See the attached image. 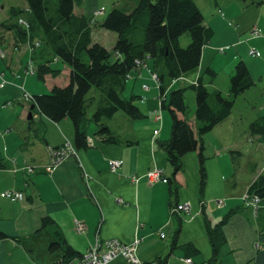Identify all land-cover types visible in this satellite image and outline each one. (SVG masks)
<instances>
[{
	"label": "crops",
	"instance_id": "obj_1",
	"mask_svg": "<svg viewBox=\"0 0 264 264\" xmlns=\"http://www.w3.org/2000/svg\"><path fill=\"white\" fill-rule=\"evenodd\" d=\"M137 1L131 0L124 9L131 11ZM193 1L203 16L205 26L214 34L220 33V38L203 49L199 69L187 78L195 80L210 69L215 78H204L207 90L227 95L234 66L242 61L254 86L241 96L253 94L264 74V0H200L202 6ZM20 5L17 0H0V50L5 54V58L0 59V77L6 83L0 89V128L6 129L0 137V231L8 236V239L0 241V264H63L62 250L49 252L55 229L75 255L84 253L96 240L118 239L131 244L138 239L137 257L144 264H158L164 259L165 264H182L181 259H190L193 264H206L212 251L204 216L214 225L236 208L240 210L223 230L226 244L220 252V264L225 260L226 264H264V233L255 222L257 218L253 210L243 207L246 191L259 167L264 165V139L259 135L245 137L235 132L241 122V114L236 110L237 101L231 115L203 138L206 171L203 207L199 198L198 155L193 152L182 159L183 171L174 178L179 186L176 201L188 203L190 214L183 216L174 247L176 220L170 213L173 200L169 192L171 168L158 144L168 140L171 125L169 113H163L161 108V99L168 101L171 91L180 89L175 86L182 82L169 84L161 98L149 65L135 70L129 75L124 92L127 90L128 98L137 97L135 105L144 118L132 121L125 115L116 114L108 121L106 126L118 138V144L105 143L95 135L96 132L91 136L88 124L87 139L93 146L76 150V157L68 158L50 173L46 172L49 148H58L65 143L75 148L74 128L68 119L53 123L33 114L32 121L29 120L31 106L23 96L24 93L30 96L47 94L54 85H62L68 69L53 60L51 68L61 70V75L55 79L51 76H45L44 80L36 78V67L42 62L38 60L39 51L33 54L23 42L21 33L13 28L24 14L13 18L12 12L27 11L26 2ZM99 10L103 11V15L96 19L100 22L106 10L100 6L99 0H82L81 4L74 6L73 12L76 16L91 18ZM100 17L103 18L98 20ZM255 28L263 34L262 38L249 36ZM116 39L115 34L101 29L92 33L93 42L108 51L113 49ZM104 41H109L108 47ZM216 48H220L218 52L229 53L226 54L229 69L222 81H219L214 67L218 58ZM251 50L257 55L251 56ZM29 66L33 67V74L28 73ZM7 101L11 106L3 108ZM243 101L252 112L248 118L250 127L254 121L264 117V101L258 110L252 109L254 97ZM191 103L187 119L193 124V97ZM156 114L161 116L160 125L154 121ZM158 128V135L153 137L154 130ZM111 160L122 161V167L116 174L109 172ZM25 165L34 168L31 175H25L21 170L12 171L13 167L21 169ZM155 168L162 170L167 184H148L144 175ZM132 177L139 180L133 183ZM6 191H20L25 199L11 203L1 196ZM45 217L54 224L41 229V220ZM77 221L85 226L83 234L76 232ZM185 244H192L198 255L185 256L179 248ZM110 264L127 263L118 258Z\"/></svg>",
	"mask_w": 264,
	"mask_h": 264
},
{
	"label": "trees",
	"instance_id": "obj_2",
	"mask_svg": "<svg viewBox=\"0 0 264 264\" xmlns=\"http://www.w3.org/2000/svg\"><path fill=\"white\" fill-rule=\"evenodd\" d=\"M246 1V0H241ZM27 11L14 10L12 17L23 15L30 26L26 33L17 24L13 25L21 33L23 42L33 47L40 42L36 78L45 76L59 77L61 70L52 69L51 63L57 60L68 69L62 85H54L47 94L34 95L31 98V121L33 114H38L53 123L68 119L74 128L75 150L89 148L87 126L92 122L97 128L95 133L108 144H118V138L108 129L106 123L116 114H123L132 121L144 118L135 105L137 97L124 98L129 75L139 67L149 65L156 76V84L164 96V89L180 78H187L200 67L203 49L211 42L214 32L205 26L203 16L193 0H138L131 11L112 8L102 19L76 16L74 6L82 0H25ZM18 20V19H17ZM95 28L116 35L117 39L111 51L93 42ZM184 34L189 36L186 48L180 47ZM46 57V59L44 58ZM44 61V62H43ZM140 64V65H138ZM204 74L209 79L215 78L210 69L196 78L191 85L172 90L168 101L161 99V108L168 111L171 125L169 138L158 144L165 152L171 168L170 209L176 207L179 186L174 178L183 171L182 159L189 153H197L199 162V198L203 207V193L206 185L205 157L203 138L217 125L224 122L232 113L236 99L254 86L249 71L242 61H238L229 80L227 95L219 91L209 92L204 85ZM98 93V98L88 97L91 90ZM194 94V122L187 119L185 91ZM96 101L90 118L87 110ZM7 101L4 105H6ZM3 107V106H2ZM252 135L264 139V117L254 121L250 127ZM2 165L0 164V168ZM248 199L259 200L255 212L264 228V175H258L246 191ZM243 207L247 208L245 199ZM243 209V208H242ZM240 208L228 212L218 223L212 225L204 216V227L211 245L212 255L206 264H220V252L226 244L224 227ZM172 215V214H171ZM176 229L172 246H176L181 231L183 215L173 214ZM50 218L41 220V229L53 226ZM261 229V228H260ZM264 233V232H263ZM8 236L0 231V241ZM185 256H197L198 251L192 244L179 247ZM62 250L63 264L80 254H74L64 238L55 229L49 252ZM166 259L158 264H165Z\"/></svg>",
	"mask_w": 264,
	"mask_h": 264
},
{
	"label": "built area",
	"instance_id": "obj_3",
	"mask_svg": "<svg viewBox=\"0 0 264 264\" xmlns=\"http://www.w3.org/2000/svg\"><path fill=\"white\" fill-rule=\"evenodd\" d=\"M100 13L96 11L94 13V16H99ZM18 25L21 27L26 33L30 30V26L27 23V21L24 18H19ZM260 31L257 29H254L251 35L253 37H259ZM27 43V46L29 47L30 51H33L34 48H39L40 42H34L33 47ZM251 56H256L257 53L252 50L250 52ZM5 57V54L0 50V59H3ZM140 65V64H138ZM29 74H33V68L29 66L28 70ZM153 80H156V76L152 75ZM0 89H3L5 86V82L0 77ZM178 81H186L185 78H180ZM194 81H192L191 84H193ZM144 88H147L144 86ZM25 101L31 100V96H27L24 94L23 96ZM10 105L8 102L6 105H3V108ZM154 121H156L159 125L161 122V116L159 114H156L154 116ZM159 128L154 130L153 137H156L158 135ZM88 144H92V141L90 139H87ZM76 150L73 146H71L68 143H65L63 146L58 148H50L48 149V156H49V165L46 168V172L50 173L54 168H56L62 161L76 157ZM122 167V161L120 160H111L109 161V172L112 174H116L118 170H120ZM22 170L25 173V175H31L34 172V168L25 165ZM13 172H16V170H12ZM162 170L160 169H152L148 171L144 177L146 178L149 185L156 184V183H163L167 184V179L162 175ZM87 177H85L86 179ZM133 183H136L139 178L138 177H132L130 179ZM3 198H7L12 202L17 201H23L25 199V196L20 191H6L1 194ZM246 204L248 207H250L252 210L256 212L259 200L256 198L248 199V197H244ZM170 213L173 214H180L183 216H187L190 214V205L188 203L185 204H178L176 207H173L170 209ZM75 229L78 234H83L85 231V226L81 222H75ZM160 236L163 238V235L160 234ZM140 241L138 239H135L133 243L131 244H125L119 241L118 239H111L108 241L101 242L99 240H96L95 243L90 246L84 253L80 254L79 256L74 257L70 261H68L66 264H110L115 259L121 258L123 259L127 264H144L141 262L137 257V248ZM180 262L182 264H193L190 259H181Z\"/></svg>",
	"mask_w": 264,
	"mask_h": 264
},
{
	"label": "rangeland",
	"instance_id": "obj_4",
	"mask_svg": "<svg viewBox=\"0 0 264 264\" xmlns=\"http://www.w3.org/2000/svg\"><path fill=\"white\" fill-rule=\"evenodd\" d=\"M197 2H199V4H201L200 3V0H196ZM17 2L19 3V6H21L20 4L21 3H24L25 2V0H17ZM131 2V0H99V4H100V6H102L103 8H105V13H104V16L110 11V10H112V8H118V9H122V10H126V9H124V6H126L128 3H130ZM201 6H202V4H201ZM83 8V7H82ZM99 13H100V15L99 16H101V15H103V11L102 10H99L98 11ZM99 16H97V17H99ZM93 19H95L94 18V16L92 17ZM103 17H100V18H98V20H101ZM17 25H18V21H17ZM19 26V25H18ZM256 29V28H255ZM99 29L98 28H95L94 29V31H98ZM254 30V29H253ZM253 30L250 32V37L252 38V39H257V38H262L263 37V34L261 33L260 34V36L259 37H253L252 35H251V33L253 32ZM258 30V29H257ZM93 31V32H94ZM102 31H105V30H102ZM108 33H110V32H108ZM220 38V33H216L215 32V34H214V37L212 38V40L211 41H213V40H218ZM104 44L108 47L109 46V41H104ZM188 44H189V36L187 35V34H184L183 36H182V38L180 39V47L181 48H186L187 46H188ZM217 49V52H216V54L218 55V58H217V60H215V62H214V67H215V69L217 70V77H218V79H219V81H222V79L224 78V73H227V71H228V69H229V62H228V58H227V56H226V54H228L229 55V53L228 52H218L219 51V49L220 48H216ZM252 51V50H251ZM250 51V52H251ZM250 52H249V54H250ZM5 58V57H4ZM3 58V59H4ZM190 76H193V74H191V75H189L188 77H190ZM204 76H205V79H209L208 78V76L206 75V74H204ZM186 79V81H181L182 83H179V84H177L175 87L176 88H182V87H187V85H190V83H192V79L191 80H189L188 78H185ZM6 84V83H5ZM184 85H186V86H184ZM253 94H248L247 96H239L238 98H237V102L236 103H238L237 104V108H236V110L237 111H239L240 112V114H241V122H239L238 123V127L235 129V132L238 134V135H244L245 137L246 136H248L249 134L251 135V132H250V129H249V127H248V118H249V116L252 114V112H250L249 111V106L248 105H246V104H244L245 102L243 101V100H246V98L247 97H254V102H253V107H252V109H256V110H258V107H260L261 105L260 104H262L263 103V101H264V74H263V79H262V81H261V84L259 85V87L256 89V90H253V92H252ZM24 94H26L27 96H30L28 93H24ZM185 100H186V102H187V108H188V111L189 110H191L192 109V103H191V98L193 97V100H194V94H193V92L191 91V90H186L185 91ZM126 96H128V94H127V90L123 93V97H125V98H128V97H126ZM32 97V96H31ZM88 97L90 98V97H95L96 99L98 98V93L96 92V90H94V89H92L91 90V92L88 94ZM243 99V100H242ZM31 101L29 100V103H30ZM235 104V103H234ZM95 105H96V101L95 102H93V104H91L90 106H89V108H88V110H87V117L88 118H90L91 117V115H92V112H93V110H94V108H95ZM11 105H9L8 107H10ZM7 107V108H8ZM10 109V108H9ZM235 109V108H234ZM235 110V111H236ZM234 111V110H233ZM163 113H168V111H166V112H164L163 111ZM120 115H123V114H120ZM235 116L237 115L236 114V112H235V114H234ZM259 116H260V114H259ZM2 118L0 117V120H1ZM89 126H90V129L88 130V133L91 135V136H93L94 135V133L97 131V128L94 126V124L92 123V122H89ZM4 131H6V129H1L0 128V137H2V135H3V132ZM245 145H247L248 147H250V145H248V144H245ZM89 146H93V144H89ZM244 161L245 160H243V163H244ZM261 163H259V165H260ZM24 167V166H23ZM22 167V168H23ZM238 167H239V165H238ZM22 168L21 169H18V168H16V167H13V170H16V171H18V170H21V171H24V170H22ZM162 175H163V178L165 177L164 176V174L162 173ZM258 175H264V165H262V166H260L259 167V169H258V173H257V175H256V177L258 176ZM255 177V178H256ZM255 178H254V180H255ZM253 180V181H254ZM4 199H7V198H4ZM8 201H10L9 199H7ZM244 200V199H243ZM11 203H14V202H12V201H10ZM17 202H22V201H17ZM253 214L255 215V211L253 210ZM256 218V217H255ZM255 222L259 225V227L261 228L260 229V232L261 233H263L264 232V228L262 227L263 225H262V223L260 222V220H256L255 219ZM161 237V236H160ZM162 238V237H161ZM134 242V241H133ZM132 242V243H133ZM137 254V253H136ZM139 259V258H138ZM224 264H226V260H225V262H224Z\"/></svg>",
	"mask_w": 264,
	"mask_h": 264
},
{
	"label": "water",
	"instance_id": "obj_5",
	"mask_svg": "<svg viewBox=\"0 0 264 264\" xmlns=\"http://www.w3.org/2000/svg\"><path fill=\"white\" fill-rule=\"evenodd\" d=\"M33 106L30 107V110H33ZM28 119L30 120L31 119V114L28 116Z\"/></svg>",
	"mask_w": 264,
	"mask_h": 264
},
{
	"label": "bare ground",
	"instance_id": "obj_6",
	"mask_svg": "<svg viewBox=\"0 0 264 264\" xmlns=\"http://www.w3.org/2000/svg\"><path fill=\"white\" fill-rule=\"evenodd\" d=\"M139 68H140V67H139ZM195 80H196V79H195ZM195 80H194V81H195ZM126 83H127V82H126ZM158 133H159V132H158ZM49 149H50V148H49Z\"/></svg>",
	"mask_w": 264,
	"mask_h": 264
}]
</instances>
